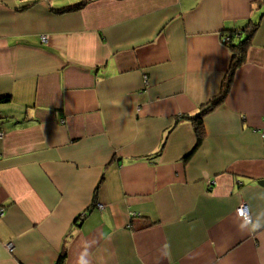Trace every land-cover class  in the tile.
<instances>
[{
  "label": "crops",
  "instance_id": "1",
  "mask_svg": "<svg viewBox=\"0 0 264 264\" xmlns=\"http://www.w3.org/2000/svg\"><path fill=\"white\" fill-rule=\"evenodd\" d=\"M80 1L0 0V264H264V0Z\"/></svg>",
  "mask_w": 264,
  "mask_h": 264
},
{
  "label": "trees",
  "instance_id": "2",
  "mask_svg": "<svg viewBox=\"0 0 264 264\" xmlns=\"http://www.w3.org/2000/svg\"><path fill=\"white\" fill-rule=\"evenodd\" d=\"M86 1L87 0H81L79 3H77L76 5H73L69 8H71V9L79 8L80 6L85 4ZM250 26H251V28L249 27V25L248 26L246 25L243 29V30L248 31L247 29L250 28V30L247 32V35L245 36V38L241 39L240 37H238V38L236 37L239 35V33H241L240 30L235 31L234 33H228V35H226L229 38V41L226 42V44L231 49L232 56H231V61H230L228 70H227L225 77L222 81L220 91L207 104H205L195 116L191 117L189 115H186V118L191 121V124H192L194 132H195V136H196L195 147L200 144V142L203 138V129H202V117H203V115L206 112H208L210 109H212L214 106H216L217 104L222 102L225 95L227 94V91H228V88H229V85L231 82L232 74H233L235 68L244 59L245 49L249 43V37H250L251 31L255 28L254 24H252ZM64 257H65V252L61 251V253L59 254V257L57 259L56 264H60L63 261Z\"/></svg>",
  "mask_w": 264,
  "mask_h": 264
},
{
  "label": "built area",
  "instance_id": "3",
  "mask_svg": "<svg viewBox=\"0 0 264 264\" xmlns=\"http://www.w3.org/2000/svg\"><path fill=\"white\" fill-rule=\"evenodd\" d=\"M41 39H42V40H45V36L42 35V36H41ZM223 40H224L225 42H228V41H229L228 36H224V37H223ZM97 206H98V207H102V204L97 203ZM236 214H237L239 217H241V218H242L244 221H246V222H249L250 219H251V218H250V214H249L248 209H247V207H246L245 204H241V205H239V206L236 208ZM7 247H8L9 249H11V243H7Z\"/></svg>",
  "mask_w": 264,
  "mask_h": 264
},
{
  "label": "water",
  "instance_id": "4",
  "mask_svg": "<svg viewBox=\"0 0 264 264\" xmlns=\"http://www.w3.org/2000/svg\"><path fill=\"white\" fill-rule=\"evenodd\" d=\"M258 183L261 184V185H264V179L258 180Z\"/></svg>",
  "mask_w": 264,
  "mask_h": 264
}]
</instances>
